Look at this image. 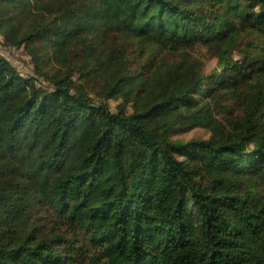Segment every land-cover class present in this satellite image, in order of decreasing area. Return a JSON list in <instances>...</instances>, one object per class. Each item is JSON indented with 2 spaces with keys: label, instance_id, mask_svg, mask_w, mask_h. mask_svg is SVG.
<instances>
[{
  "label": "trees",
  "instance_id": "16d2710c",
  "mask_svg": "<svg viewBox=\"0 0 264 264\" xmlns=\"http://www.w3.org/2000/svg\"><path fill=\"white\" fill-rule=\"evenodd\" d=\"M0 32L32 63L0 52V264H264V0H0Z\"/></svg>",
  "mask_w": 264,
  "mask_h": 264
},
{
  "label": "rangeland",
  "instance_id": "374dc122",
  "mask_svg": "<svg viewBox=\"0 0 264 264\" xmlns=\"http://www.w3.org/2000/svg\"><path fill=\"white\" fill-rule=\"evenodd\" d=\"M55 0H52V2ZM2 33L0 32V41ZM0 52L9 58L15 65H17L23 73H28L31 70L32 63L30 56L25 52L22 47H7L3 46L0 42ZM119 99L109 98L106 100L111 110H117ZM209 131L205 128L198 126H182L177 127L172 133L173 138L189 139L192 137L205 138L209 136Z\"/></svg>",
  "mask_w": 264,
  "mask_h": 264
}]
</instances>
